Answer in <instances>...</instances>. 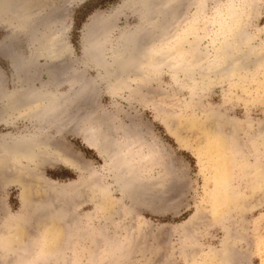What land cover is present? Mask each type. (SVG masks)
Masks as SVG:
<instances>
[{
    "label": "rangeland",
    "instance_id": "obj_1",
    "mask_svg": "<svg viewBox=\"0 0 264 264\" xmlns=\"http://www.w3.org/2000/svg\"><path fill=\"white\" fill-rule=\"evenodd\" d=\"M52 1H37L29 33L0 16V73L12 90V59L33 56L39 86L49 40L69 49L52 62L80 75L83 94L60 135L55 125L47 135L79 170L44 166L28 203L10 176L0 180V264H264V0H158L154 14L137 0ZM154 17L148 36L139 27ZM129 32L146 48L134 63L148 67L111 75ZM36 129L0 122V148ZM137 159L140 203L118 181Z\"/></svg>",
    "mask_w": 264,
    "mask_h": 264
},
{
    "label": "bare ground",
    "instance_id": "obj_2",
    "mask_svg": "<svg viewBox=\"0 0 264 264\" xmlns=\"http://www.w3.org/2000/svg\"><path fill=\"white\" fill-rule=\"evenodd\" d=\"M37 1L38 0H0V16H4V17L6 16L8 19L7 21L14 24L20 30H23L26 33H29L32 29V28L30 29L29 22L36 15L35 13L40 6V5H36ZM155 1L158 2V0H137V2H139L138 3L139 5L141 3L146 8L147 6H151L149 11L152 14H154L157 9L154 6V4L156 3ZM172 1L168 0L165 3L163 2L164 8L166 7L169 8V6L172 7V5H170L172 4ZM44 3L45 5L51 6L53 4V1L44 0ZM154 20H155V17L152 21L145 22L143 25L139 27L140 30L142 29L143 33L150 35L151 33L150 30H152L151 27H153V23H155ZM130 34H131L130 32L126 33L125 39L127 38V36L129 38L126 39L125 42L122 40L123 41L122 43L114 47V50H116L117 52L116 53L115 51L113 52V55L111 56V59H110L111 63L107 64L108 67L110 68L109 73H111V75L120 76V74H126V71L128 70L132 71L134 67H138L141 69L144 66L148 67L147 65H144V64L137 65L134 63V58H133L134 55L141 54L143 50L146 48H142L140 46L139 39H137L136 36L132 37ZM52 40H49L48 43L51 42L50 45L46 46L45 49L42 50L43 52L39 53L41 54V56L42 55L46 56L45 58H47V61H48V63L45 65L46 70H48L49 72V79L47 82H42L39 86H36L34 83L37 81V78L35 76L33 78L28 77L31 73L30 69L32 67H35L34 65H36L35 61L33 60L34 58L33 56L32 58L31 57L24 58V56H18V55L16 57L14 54L15 57L14 58L11 57L13 58L12 67H13V72H14V87L12 90L6 89L5 83H4L5 80L3 79V76L0 73V122H13L14 120L18 118H23V119H28L32 124L36 125L37 127L36 131L33 134L21 135V136H13V135L6 136L4 138V143L1 145V148H0V154H1L0 155V180H2L3 178L7 179V176H10L12 178L10 179L11 181H13L16 184H19L21 188L25 190L27 194L25 197L26 203L29 202L27 200L29 199L28 198L29 194L30 196H34L33 194H31L32 189L36 187L41 188V186L44 189V186L46 185L45 184L46 180L38 176L39 171L44 166H47L51 163L59 161L69 167L79 170L77 167H75L73 163L71 164L67 161V159L65 161V159L61 157V154L59 153V151L61 150V153L64 152L62 151V148H64L62 147L63 145L59 146L58 148L54 147L55 150L54 148H52L53 146L51 147L52 140L50 142V138L47 135L48 133L47 128L49 127V125L51 126L55 125V130L60 135L64 126H66V123L64 122V116H63L64 115L63 113L65 111L64 109H66L67 108L66 106L68 105H71V106L75 105L76 101L81 99V96L83 94V87H84L81 84V80L79 79L80 75L74 74L73 72H71L69 64H65V65H60L61 63H59V65L53 64L52 62L53 60L62 56L61 54L63 50L65 49V47L59 48L58 46L60 43L58 44L55 41L52 42ZM89 44L90 45L88 46V49L93 50L94 49L93 42ZM157 47L158 45L157 46L150 45L148 47L147 52L155 56L157 55L156 54ZM9 51L14 53V48L13 49L9 48ZM35 51L36 49H34V52ZM38 51L40 50L38 49ZM67 51L64 50V54L65 53L67 54L68 53ZM37 52H35V54ZM10 55L12 56V53ZM158 58L154 59L153 64H150L148 62L147 64L150 66L152 65L154 68H157L160 65V62L158 63V60H157ZM123 69H125L126 71ZM119 70L124 71V72H120ZM60 74H64L66 76V79L64 81L68 82V85H69V90L64 93H61L58 91V87L61 84H63L62 79L61 81L59 80L60 78L58 75ZM77 113H79V111L76 112L75 114L76 115L75 124H77L78 120L80 119ZM86 121L88 122L89 120H86ZM78 125L81 126V123ZM84 125L85 126L83 127H88V123L85 122ZM89 128L94 134H97V131L94 130L92 126H90ZM88 132H86V134ZM100 137H101L100 140L102 141L101 148L104 149L107 146L106 142L108 141L107 140L108 135L107 133H102ZM90 144L95 149L96 152L101 153L100 146H97L95 141L91 142ZM140 163H141L140 159L134 160V162L132 163L129 162L128 164H126L123 161L121 164V168L124 169L123 171L124 173H121L118 179L120 191L122 193L127 194L132 199H137L139 203L141 202L142 189L144 185L143 184L144 182L143 171L140 166ZM27 192L28 193L30 192V193L28 194ZM42 195H45V193H42Z\"/></svg>",
    "mask_w": 264,
    "mask_h": 264
}]
</instances>
